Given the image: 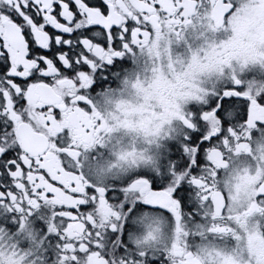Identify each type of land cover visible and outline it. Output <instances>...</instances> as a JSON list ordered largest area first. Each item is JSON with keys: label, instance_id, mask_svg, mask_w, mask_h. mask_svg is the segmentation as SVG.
<instances>
[{"label": "snow or ice", "instance_id": "snow-or-ice-1", "mask_svg": "<svg viewBox=\"0 0 264 264\" xmlns=\"http://www.w3.org/2000/svg\"><path fill=\"white\" fill-rule=\"evenodd\" d=\"M0 264H264V0H0Z\"/></svg>", "mask_w": 264, "mask_h": 264}]
</instances>
